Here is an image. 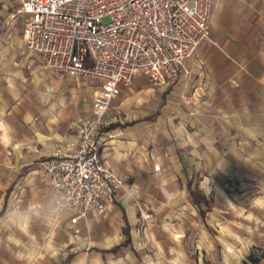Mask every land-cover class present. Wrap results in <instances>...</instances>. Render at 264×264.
<instances>
[{"label": "crops", "instance_id": "1", "mask_svg": "<svg viewBox=\"0 0 264 264\" xmlns=\"http://www.w3.org/2000/svg\"><path fill=\"white\" fill-rule=\"evenodd\" d=\"M244 2L214 0L212 40L201 43L169 87L143 75L121 87L109 108L114 126L99 131L97 153L124 184L105 213L71 223L39 162L76 145V103L61 96L60 84L52 93L28 90L27 47L9 26L13 17L22 25L23 15L0 0V179H18L7 209L40 244L35 264H242L257 246L264 221L250 214L256 205L239 208L249 212L250 232L238 235L230 221L219 220L214 202L201 218L187 187L190 181L216 201L220 174L264 180V59L257 43L237 38L227 18ZM246 2L257 15L260 0ZM229 76L238 87L226 86ZM69 83L75 96L78 83Z\"/></svg>", "mask_w": 264, "mask_h": 264}, {"label": "built area", "instance_id": "2", "mask_svg": "<svg viewBox=\"0 0 264 264\" xmlns=\"http://www.w3.org/2000/svg\"><path fill=\"white\" fill-rule=\"evenodd\" d=\"M213 2L17 0L22 40L43 67L98 83L76 145L56 150L39 163L71 223L105 213L123 186L122 177L97 153L98 133L111 122L112 100L137 75L153 86L170 84L184 62L210 39ZM228 83L238 86L234 78Z\"/></svg>", "mask_w": 264, "mask_h": 264}, {"label": "rangeland", "instance_id": "3", "mask_svg": "<svg viewBox=\"0 0 264 264\" xmlns=\"http://www.w3.org/2000/svg\"><path fill=\"white\" fill-rule=\"evenodd\" d=\"M6 1L7 5L10 6V11L13 13V15H20L17 12L19 7L17 0ZM246 3L247 2L245 0L241 8H239L237 12H233L232 15H227V18L230 22L229 24L237 30V38L241 40L244 45L249 46L253 42L257 43L261 47V53L258 54L259 59H264V0H260L259 2L257 15L255 11L253 14L250 12V7L247 6ZM20 19L21 18L19 17H13L11 20L12 22H10L9 26H13V30H17L18 36L22 40L21 33L19 32L22 26ZM212 38L213 36L211 34L210 39L206 41H211ZM224 38L225 41H227L228 37ZM219 46L220 51H223L224 54L225 51L222 50L224 49L223 45L219 43ZM26 49L28 67L23 75L27 76L28 90H44V93H52L56 86L60 84L61 86L58 90L59 93H62L61 96L67 98V101L71 102V100H75L76 104H74L73 102V106L75 107V110H73V112L75 113L76 118H80L82 122V120L86 118V115L89 114L88 112H90L88 111V106L89 104H91L93 92L98 86L97 81L90 78H83L86 80L83 83L79 79H76L74 81L75 78L50 71L43 67L36 53L29 50L28 48ZM18 55H15L16 59H18ZM21 56L23 57V55ZM182 68L183 66L181 67L180 72L182 71ZM179 73L174 80L178 78ZM37 77H39V80L36 79ZM40 78L43 79V86L40 85ZM229 78L233 77L229 76L226 78V86L233 87L228 83ZM69 82L78 83V85L76 86L77 92L75 96H73V93L71 92L73 91L72 87L75 85ZM169 86L170 84H168L166 87ZM189 173H192V176L194 177L195 174L191 169H189ZM17 180L18 179H15L13 182H11V180H8L6 178L0 179V264H35L34 258L36 256V250L37 247L40 246V244L32 242L31 237L26 234V229L21 226L22 223L20 218L15 214L10 213L9 209H7V199L9 198L10 192L13 190L14 184L17 182ZM217 182L220 186L219 195L217 196L216 201L212 197H210V200L208 202L210 208L213 202L215 203V205L219 206L218 218L220 221H230V223L235 226L238 235H243L246 234V232H250V229L246 228L247 224V226L250 225V218L247 216L249 212L250 214H253L257 219L264 221V208H261V205H264V196L260 195V191L264 189L261 188V186L264 187V185H261L264 184V180L229 181L225 180L224 177L222 178V175L220 174V178ZM251 204L257 206L256 208H250L252 211L249 210ZM239 208L241 210L246 208L249 210V212H246L244 214L240 212ZM143 216L144 215H142V217ZM143 219L149 220V215L147 214V217ZM249 254H252L253 257L258 258V262L252 263L247 260V256ZM249 254L245 256V260L243 261V263L246 262L245 264H264V234H262L257 246H253L250 248ZM208 263L209 262L206 261L203 262V264Z\"/></svg>", "mask_w": 264, "mask_h": 264}, {"label": "trees", "instance_id": "4", "mask_svg": "<svg viewBox=\"0 0 264 264\" xmlns=\"http://www.w3.org/2000/svg\"><path fill=\"white\" fill-rule=\"evenodd\" d=\"M158 113H159V111L156 110V112L153 114V116L147 117V119H153L154 117H156V115H158ZM113 126L114 125L110 124V125H107L105 127L111 128ZM105 127H103V128H105ZM187 187H188V190H189V196H190L191 202L194 205H196L197 207H199V215H200L201 218H203V216L205 215L206 211H208L210 209L209 202H208L210 200V198H206V196L203 194V192L198 187L192 188L190 181L187 182ZM128 240H129L128 239V233L126 231V240H125V242H128ZM247 260H249L252 263L258 262V258L253 257L252 254H249L247 256ZM245 263H243V264H245Z\"/></svg>", "mask_w": 264, "mask_h": 264}]
</instances>
